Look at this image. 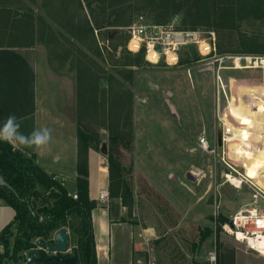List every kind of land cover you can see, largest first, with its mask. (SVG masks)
<instances>
[{"label": "rangeland", "instance_id": "rangeland-1", "mask_svg": "<svg viewBox=\"0 0 264 264\" xmlns=\"http://www.w3.org/2000/svg\"><path fill=\"white\" fill-rule=\"evenodd\" d=\"M143 5L136 0L127 2L120 7L119 16L111 7L103 11L101 0H0V44L26 43L37 47L42 62L41 86L46 91L49 106L58 114L62 111L64 120L72 122L77 130L78 57L82 56L87 64L90 57L95 58L98 65L105 68L106 72L100 74L98 96L107 93L112 98L113 92L122 90L125 105L120 115L123 119L119 128L111 133L108 128L110 120L105 119L100 108L99 112L98 108L90 112L82 120L83 127L86 123L88 131L95 136L89 149L101 156L100 165H108V169L109 154L116 157L124 168L126 182L134 188L133 195L137 190L143 194L142 200H148L172 216V201L183 204V207L179 206L183 210L181 220L175 223L171 217L168 221L173 228L170 231L178 232L173 247H170L171 256L164 250V257L160 253L158 263L209 264L210 250L198 243L201 231L206 233L212 229L211 235L224 233L222 226L249 204L256 203L264 209V191L257 187L262 184L249 174L251 169L264 168V147L258 145V140L250 143V148L257 146L259 153L255 149L251 154H263L262 160L250 166L242 162L244 149L249 146L248 136H264V125L258 122L246 127L250 117L244 116L245 112H252L249 114L251 118L259 115L257 117L263 119L264 115L255 112L260 104L264 106V65L257 59L264 57L261 53L264 48V5L254 13L259 17L238 18L235 26L229 29L221 28L213 20L196 27L183 25L188 7L185 5L163 24L174 23L181 29L215 30L218 55L229 56L222 63L225 68L219 70L218 61L206 64L194 49H189L182 53L178 65L154 64L143 58L138 65L126 66L125 74L132 70L133 80L116 74L122 83L112 82L113 87L109 90L107 76L116 73L122 62L137 54L126 47V26L140 15L159 23L156 12ZM88 18L93 23L95 18L105 22V26L95 29L98 44L102 47L101 58L94 56L78 38V28H85ZM114 18L122 23L108 25V21ZM115 45L117 49H114ZM235 59H239L240 68ZM95 83L90 81L88 86ZM251 88L257 90L256 95L244 93ZM130 93L131 127L125 118ZM242 104L248 105L249 109L245 111ZM231 127L233 133L229 136L227 128ZM225 135L229 137L227 141L223 140ZM202 138L209 141L208 151L202 146ZM104 142L107 143V153L101 150ZM175 178L180 187L176 192L171 180ZM231 179L242 180V183L237 184ZM6 208L12 211L9 205L0 207V210ZM221 216L226 221L222 222ZM73 218L77 220L76 216ZM12 219L13 216L6 220L10 223ZM17 227L16 222L4 234L9 239V246L0 249L1 264H26L27 251H20L18 259L13 256ZM70 231V246L75 248L73 245L79 235L72 229Z\"/></svg>", "mask_w": 264, "mask_h": 264}, {"label": "trees", "instance_id": "trees-1", "mask_svg": "<svg viewBox=\"0 0 264 264\" xmlns=\"http://www.w3.org/2000/svg\"><path fill=\"white\" fill-rule=\"evenodd\" d=\"M100 1V0H99ZM104 4L103 11L108 7L113 8L112 12L119 14L120 7L132 0H101ZM143 6H149L157 14V20L160 23L168 21L174 13L182 10L187 5L183 25L196 27L198 25H207L211 21H216L221 28L229 29L235 26L238 18H248L254 15L264 5V0H136ZM108 2V3H107ZM107 3V4H106ZM91 8V4L89 3ZM259 10H255V9ZM92 10V9H91ZM85 28L79 27V40L84 42L94 56L102 57V47L99 46L95 29L101 28L105 22L96 18L94 23L88 19L85 22ZM122 23L117 18L109 20L108 25H118ZM96 25V26H95ZM128 36H126L127 40ZM264 44V42H263ZM264 46V45H263ZM114 49H117L115 45ZM252 51V50H250ZM81 53L84 51L81 49ZM264 53V48L262 52ZM128 54H131L130 52ZM88 58V57H87ZM144 58L143 52L130 57L127 62L121 63V68H117L116 73L111 72L107 78L111 89L112 82H121V77H127V80H133V72L129 70L125 74V67L138 65ZM77 103H78V173L77 178V197L69 193L68 189L58 181L54 175L49 174L42 166L37 163L36 153L30 156L23 151L13 147L7 142L0 141V174L13 187L14 190L4 185L0 180V198L15 210V216L12 222L7 224L0 232V242L8 248L9 239L4 235L11 226L17 222V233L13 243V256L19 258V252L30 250L36 246V241L43 238L46 241H53L55 231L69 227L79 236L76 242V248L80 256L81 264H97L95 240L93 234L91 211L96 206L95 200L89 196V167L88 152L94 143L93 134L88 131V125L83 127L82 120L86 119L94 109L101 110L105 119L110 120L109 130L113 131L119 128L120 121L123 119L121 112L124 109V92L103 93L98 96L101 72L105 73V68L98 65L95 58H89V63L84 61L82 56L78 57L77 64ZM90 81H96L92 87L88 86ZM119 83V84H120ZM121 85V84H120ZM111 92V91H110ZM128 114L126 115L128 126H132V94L128 100ZM116 110L117 117H115ZM99 112V111H98ZM116 120V121H114ZM112 137V135H111ZM109 190L111 197L120 198L122 203L132 210L134 203L133 188L130 186L123 174L121 163L109 154ZM47 215L46 218H43ZM74 216L77 220H74ZM221 221H226L223 216ZM85 226L84 230L80 228ZM212 229L204 233L201 231L199 245L211 234ZM8 251V250H7ZM59 264V263H58Z\"/></svg>", "mask_w": 264, "mask_h": 264}, {"label": "crops", "instance_id": "crops-1", "mask_svg": "<svg viewBox=\"0 0 264 264\" xmlns=\"http://www.w3.org/2000/svg\"><path fill=\"white\" fill-rule=\"evenodd\" d=\"M41 67V57L34 45L0 44V125L14 114L21 124L20 131L25 134L34 129H51L52 138L46 147L19 150L28 156L36 153L37 163L74 196L77 194L79 176L78 130L72 122L64 120L62 111L58 114L49 106L46 91L41 86ZM100 158L96 151L89 149V196L96 202L91 211V220L97 264H136L138 260L145 264H162L163 261L158 263L160 253L163 256L165 250L166 255L171 256L170 247L178 237L177 230L176 233L170 231L173 228L168 221L171 217L175 223L181 220L183 210L179 206L183 207V204L172 201V216L148 200H142L143 194L137 190L131 211L120 198L110 196L107 200L99 199V193L109 188L110 184L108 165H100ZM171 180L176 192L180 188L177 178ZM0 207H8L2 198ZM10 208L12 211L8 208L0 210V232L9 224L6 219L15 216L14 208ZM211 234L202 242V247L207 246L210 253L216 252V264H264V252L251 249L225 231ZM71 239L70 231V242Z\"/></svg>", "mask_w": 264, "mask_h": 264}, {"label": "built area", "instance_id": "built-area-1", "mask_svg": "<svg viewBox=\"0 0 264 264\" xmlns=\"http://www.w3.org/2000/svg\"><path fill=\"white\" fill-rule=\"evenodd\" d=\"M126 29L128 32L126 47L128 50L135 53L143 52L144 58L150 63L162 62L171 66L178 65L181 62L182 53L194 49L200 55L201 60L206 61V64L220 62V70L225 68L222 63L229 57L218 55L216 31L212 29H181L176 27L174 23L151 22L144 15H140L127 25ZM239 59H235V61L237 62ZM257 59L264 65V57H257ZM221 86L224 89L222 81ZM229 131L230 128H227V132ZM226 137L225 135L224 141H227L228 138ZM201 143L203 148L208 151L209 141L202 138ZM201 173L202 171L199 172V174ZM74 197H77V194H74ZM109 198V188H105L99 193V199L107 200ZM255 204L252 203L239 209L230 221L222 227L226 233L245 242L251 249L264 252L261 248L254 247L249 240L250 238L264 237V209ZM3 246L1 244V249ZM26 251L28 252V250ZM209 261V264H216L217 254L215 251L210 253ZM136 264H142V261L138 260Z\"/></svg>", "mask_w": 264, "mask_h": 264}, {"label": "water", "instance_id": "water-1", "mask_svg": "<svg viewBox=\"0 0 264 264\" xmlns=\"http://www.w3.org/2000/svg\"><path fill=\"white\" fill-rule=\"evenodd\" d=\"M101 150L107 153V143L102 144ZM191 177V175H188ZM1 182L14 190L13 187L1 176ZM44 215L43 218H46ZM84 225L81 229H84ZM36 247L31 248L26 255V264H81L78 249L70 246V230L69 227H63L57 230L53 235V241L49 242L43 238L36 241ZM72 249V250H71ZM42 250L51 253L45 258H42ZM71 250L70 254L69 251Z\"/></svg>", "mask_w": 264, "mask_h": 264}, {"label": "bare ground", "instance_id": "bare-ground-1", "mask_svg": "<svg viewBox=\"0 0 264 264\" xmlns=\"http://www.w3.org/2000/svg\"><path fill=\"white\" fill-rule=\"evenodd\" d=\"M237 67L238 68H240L241 67V64H240V62H239V60H237ZM257 90L256 89H252L251 88V90H249V91H244V93H248V94H253V95H256L257 93H255ZM255 100V99H254ZM259 100V99H258ZM252 102V101H251ZM263 102V101H262ZM258 103V102H257ZM248 104H250V103H248ZM256 105V104H255ZM254 105V106H255ZM238 107H240V106H238ZM238 107H236V108H234V109H237ZM241 107L242 108H244V110L246 111V109H249L248 108V105H245V104H242L241 105ZM252 109H253V107H251ZM230 109L232 110V108H231V106H230ZM264 106L262 105V104H260V106H259V109H256L255 110V112L257 113V114H259V111L261 112V113H263L264 114ZM263 111V112H262ZM248 113V112H247ZM246 112L244 113V116H248V117H250V120L247 122V124H246V127L247 126H252L254 123H258L259 122V124H261V126H262V124L264 125V115H263V119H261L260 117H257V116H259V115H256V116H253L252 118H251V116L249 115L250 113H252V112H250L249 114H247ZM250 121H252V123H250ZM240 122V121H239ZM244 122H246V120L244 121ZM233 123V122H232ZM242 124H243V122H242ZM233 133V129H232V127L230 128V131H229V136L231 135ZM249 135V134H248ZM228 139H229V137H228ZM256 140H258L257 141V143H258V145H259V143L260 144H262V146H261V148L262 147H264V136L262 137H260V136H257L256 138H255V136H254V138H251L250 136H248V140H247V146H248V144H249V146L248 147H246L245 149H244V153H245V159L242 161L243 162V164H245V165H247V166H250L251 164H254V163H258V162H260L261 160H262V155L261 154H259L258 156L257 155H255L256 153H259V150H258V148H257V146H253L252 148H250V143H252V142H256ZM255 149H256V153L255 154H251V150L253 151V152H255ZM263 149V148H262ZM263 152V151H262ZM254 157H256V158H254ZM241 160H242V158H240ZM253 161V162H252ZM256 166V165H255ZM250 176L256 181V182H259L260 184H262V185H259V184H257V183H255L253 180H250L251 182H253L254 184H257V187L259 188V189H261L262 191H264V168H255V169H251V171H250ZM231 176L232 175H229V177L231 178ZM232 180V179H231ZM232 181H234V182H236L237 184L238 183H242V180H232ZM240 235V234H239ZM240 236H242V235H240ZM250 240V243L254 246V247H258V248H261L262 250H264V237H258V238H250L249 239Z\"/></svg>", "mask_w": 264, "mask_h": 264}, {"label": "clouds", "instance_id": "clouds-1", "mask_svg": "<svg viewBox=\"0 0 264 264\" xmlns=\"http://www.w3.org/2000/svg\"><path fill=\"white\" fill-rule=\"evenodd\" d=\"M20 128L21 124L17 117L14 114L9 115L0 125V141L7 142L17 149H40L46 147L51 141L52 133L49 128L34 129L28 134L21 132Z\"/></svg>", "mask_w": 264, "mask_h": 264}, {"label": "flooded vegetation", "instance_id": "flooded-vegetation-1", "mask_svg": "<svg viewBox=\"0 0 264 264\" xmlns=\"http://www.w3.org/2000/svg\"><path fill=\"white\" fill-rule=\"evenodd\" d=\"M85 228V227H84ZM81 229V228H80ZM81 230H84V229H81ZM37 246V245H36ZM35 246V247H36ZM35 247H33V248H35ZM70 252L71 251H69V253H67V254H70ZM51 253H48V252H46V251H44V250H42V258H45V257H47L48 255H50ZM55 264H58V263H55Z\"/></svg>", "mask_w": 264, "mask_h": 264}]
</instances>
